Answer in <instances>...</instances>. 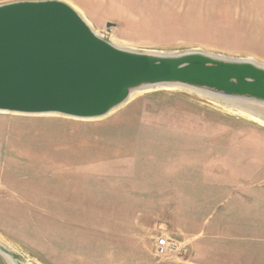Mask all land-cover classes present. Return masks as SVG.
Returning <instances> with one entry per match:
<instances>
[{"label":"rangeland","instance_id":"obj_1","mask_svg":"<svg viewBox=\"0 0 264 264\" xmlns=\"http://www.w3.org/2000/svg\"><path fill=\"white\" fill-rule=\"evenodd\" d=\"M62 1L123 49L264 63L248 0ZM162 233L181 248L156 255ZM0 236L19 264H264V126L169 88L98 119L0 112Z\"/></svg>","mask_w":264,"mask_h":264},{"label":"water","instance_id":"obj_2","mask_svg":"<svg viewBox=\"0 0 264 264\" xmlns=\"http://www.w3.org/2000/svg\"><path fill=\"white\" fill-rule=\"evenodd\" d=\"M179 84L264 108V64L200 50L133 51L62 0L0 4V112L98 119L130 91ZM0 249V264H10Z\"/></svg>","mask_w":264,"mask_h":264},{"label":"bare ground","instance_id":"obj_3","mask_svg":"<svg viewBox=\"0 0 264 264\" xmlns=\"http://www.w3.org/2000/svg\"><path fill=\"white\" fill-rule=\"evenodd\" d=\"M76 11H77V9H76ZM77 12L80 13L79 11H77ZM87 23H89V22L87 21ZM93 30L95 31V29H93ZM112 44L115 45L116 47H120L121 48V46L116 44V42L112 43ZM200 51H204V52H207V53L215 54V53H213V52H211L209 50H205V49L200 50ZM145 52L162 53L161 51H158V50H146ZM215 55H217V54H215ZM250 60H253V59H250ZM253 61H255V60H253ZM258 63H260V62H258ZM261 64H264V63H261ZM153 88H169V89L187 90V91H191V92L193 91V92L197 93L198 95H200L202 97H205V98H207V99H209L211 101L219 103V104H221V105H223L225 107L231 108V109H233V110H235V111H237V112H239V113H241V114H243V115H245V116L257 121L259 124L264 126V108H262L260 106H255V105H258V104H251V103L249 104L248 102L244 103L242 101H232V100H228V99L225 100V99L219 98L218 96H216L214 94H211V93H208V92H204V91H201V90H197V89H193V88H190V87L188 88L186 86L179 85V84H158V85H154V86L133 89V90L130 91V94H129L128 98L124 102H122L120 105H118L117 107L113 108L109 113L113 112L118 107H121L122 105H124L125 103L130 101L132 98H134L136 95H138V93H141V92L146 91V90H151ZM4 242L5 241L1 238L0 239V249H2L6 253L8 259L11 261L10 264H19L20 262L17 261L16 258L14 257V253H16L17 251L13 247H11L10 245H8V244L6 245ZM21 264H32V263H30V261H28V260H25Z\"/></svg>","mask_w":264,"mask_h":264},{"label":"crops","instance_id":"obj_4","mask_svg":"<svg viewBox=\"0 0 264 264\" xmlns=\"http://www.w3.org/2000/svg\"><path fill=\"white\" fill-rule=\"evenodd\" d=\"M240 1L241 0H237L236 4L235 3L234 4L230 3L229 5H233V6L235 5L237 8H240V6H242V4H240ZM248 1H249L248 5H249V8L251 10V12L248 13V14L249 15L251 14L250 17L252 18L253 22L254 23H259V22H255L256 19H257V21H261L258 24L259 25L258 26V30L257 29H255V30H256V32H258L257 34H259L260 36L262 35L264 37V0H248ZM216 6H220V7L224 6V7H226V5L223 4V3H221V4L216 3ZM249 24H250L249 27H252L251 26V22ZM260 24H261V26H260ZM262 42H263V45H264V41H262ZM169 236H171V235H169Z\"/></svg>","mask_w":264,"mask_h":264},{"label":"built area","instance_id":"obj_5","mask_svg":"<svg viewBox=\"0 0 264 264\" xmlns=\"http://www.w3.org/2000/svg\"><path fill=\"white\" fill-rule=\"evenodd\" d=\"M181 248V243L169 236L167 233H162L155 238L154 253L163 256L169 252L177 251Z\"/></svg>","mask_w":264,"mask_h":264}]
</instances>
